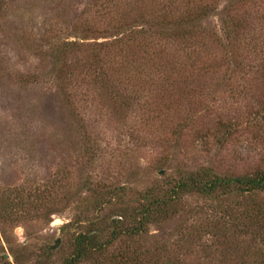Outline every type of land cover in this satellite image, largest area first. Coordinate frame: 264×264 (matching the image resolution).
Masks as SVG:
<instances>
[{
  "label": "rangeland",
  "instance_id": "obj_1",
  "mask_svg": "<svg viewBox=\"0 0 264 264\" xmlns=\"http://www.w3.org/2000/svg\"><path fill=\"white\" fill-rule=\"evenodd\" d=\"M102 3L0 0V264H62L75 231L66 226L93 191L126 186V200L135 206L138 191L164 173H175L172 166L155 163L165 153L158 131L141 112L118 105L95 79L96 67L88 68L93 47L114 39L109 4L103 8ZM213 91L207 95L210 106L220 111L234 115L255 105L252 93L249 103L240 100L241 89ZM215 96L226 102L216 104ZM213 116L210 112V122ZM248 121H239L243 131L220 157L216 145L190 138L179 153V166L254 172L264 159V136L248 133ZM190 202L201 205L204 199ZM201 216L183 209L151 225L139 242L118 247L139 252L132 264H248L243 247L234 255L226 252L224 238L182 245Z\"/></svg>",
  "mask_w": 264,
  "mask_h": 264
},
{
  "label": "trees",
  "instance_id": "obj_2",
  "mask_svg": "<svg viewBox=\"0 0 264 264\" xmlns=\"http://www.w3.org/2000/svg\"><path fill=\"white\" fill-rule=\"evenodd\" d=\"M102 1L103 8L109 4L114 39L93 47L88 68L96 67L95 79L111 90L118 105L141 112L158 131L165 153L155 163L172 166L175 173H164L138 191L135 206L126 200V186L93 191L81 202V214L66 226L75 231L62 264L139 261L137 250L130 253L118 245L139 242L151 225L187 208L203 216L184 247L224 238L226 252L234 255L243 247L242 260L264 264V159L254 172L237 175L218 166L178 163L190 138L216 145L220 157L243 131L239 121L244 119L249 120L248 133L264 136V0ZM210 90L215 95L239 91L247 103L252 93L255 105L237 115L220 111L210 106ZM213 99L226 102L223 96ZM195 197L204 203L190 206ZM52 254L51 249L46 259Z\"/></svg>",
  "mask_w": 264,
  "mask_h": 264
},
{
  "label": "water",
  "instance_id": "obj_3",
  "mask_svg": "<svg viewBox=\"0 0 264 264\" xmlns=\"http://www.w3.org/2000/svg\"><path fill=\"white\" fill-rule=\"evenodd\" d=\"M60 223V220H55V224H59Z\"/></svg>",
  "mask_w": 264,
  "mask_h": 264
}]
</instances>
